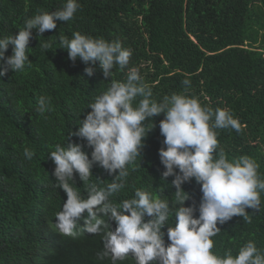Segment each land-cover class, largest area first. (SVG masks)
<instances>
[{
	"label": "trees",
	"instance_id": "trees-1",
	"mask_svg": "<svg viewBox=\"0 0 264 264\" xmlns=\"http://www.w3.org/2000/svg\"><path fill=\"white\" fill-rule=\"evenodd\" d=\"M78 2L81 8L72 20L58 21L57 28L45 31L42 37L33 30L26 53L30 65L0 77V264H112L111 257L97 258L103 251L102 234L80 232L70 237L55 228L56 213L66 195L53 186L55 165L48 157L56 144L85 143L69 136L70 132L77 130L79 120L90 111L87 107L93 98L111 80H124L132 67L139 69L157 101L180 93L197 97L212 110L229 109L242 127L239 132L215 129L217 153L223 150L229 160L251 157L264 179V0ZM64 3L66 0H0V37L15 34L26 19L56 11ZM73 32L118 40L122 47L132 49L127 68L115 67L109 80L97 64L93 76H86L88 65L79 59L70 61L67 51L59 49V37L70 39ZM46 40L53 45L47 53L40 47ZM11 51L10 46L5 55L10 56ZM184 79L191 82L187 88ZM40 96L50 101V110L44 115L36 110ZM162 119L161 114L145 121L154 127L143 140L141 157L129 166L126 187L111 198L114 201L132 198L137 188H143L178 206L172 177L166 181L160 177L164 170L158 156ZM25 149L35 153L31 160L25 158ZM91 175L88 182L74 177L84 197L87 183L102 187L114 178L98 166ZM182 188L190 197L184 206L198 205L200 186L193 180ZM260 199L259 212L246 209L250 222L234 216L218 225L221 232L212 237L213 252L223 255L225 249H231L236 255L249 240L264 251V192ZM174 223L170 217L168 226ZM111 227L114 230L115 224ZM166 230L167 226L162 229ZM117 264L136 261L130 253Z\"/></svg>",
	"mask_w": 264,
	"mask_h": 264
},
{
	"label": "clouds",
	"instance_id": "clouds-1",
	"mask_svg": "<svg viewBox=\"0 0 264 264\" xmlns=\"http://www.w3.org/2000/svg\"><path fill=\"white\" fill-rule=\"evenodd\" d=\"M80 8L78 0H66L62 8L40 12L26 19L15 34L0 37V77L9 71L22 72L26 64H31L26 53L33 30L42 37L45 31L55 30L58 21L72 20ZM10 46L11 55L6 56ZM52 46L47 40L40 44L46 53ZM59 49L67 51L70 61L79 59L88 65L84 68L88 77L93 76L98 64L105 79L111 78L115 67L121 71L127 68L133 54L118 40L107 41L80 32H73L70 39L60 36ZM182 84L187 88L191 82L184 79ZM49 104L46 96H40L36 110L44 115L50 110ZM87 108L90 111L79 120L77 130L69 134L85 143L56 144L48 157L55 165L53 186L66 195L55 217L60 234H102L103 251L97 253V258L111 257L112 264L125 260L130 253L136 264H264V251L251 240L240 246L236 255L231 249H225L223 255L212 251V237L221 232L218 225L234 216L250 222L246 209L259 212L264 192V179L254 159L244 155L229 160L223 150L217 153L215 129L239 132L242 127L229 109L212 110L202 106L197 97L180 93L157 101L136 67L128 69L124 80H111ZM161 114L159 131L163 141L158 156L164 170L160 177L164 181L172 177L178 206L143 188H137L132 198L114 201L111 198L126 187L129 166L141 157L143 140L154 127L152 123L148 127L145 121ZM24 155L31 160L35 153L25 149ZM94 166L114 178L102 187L87 183L84 197L74 177L88 182ZM193 180L202 195L198 205L185 207L190 197L182 185ZM170 217L175 223L168 226ZM110 222L115 224L114 230ZM166 226V232L162 231Z\"/></svg>",
	"mask_w": 264,
	"mask_h": 264
}]
</instances>
